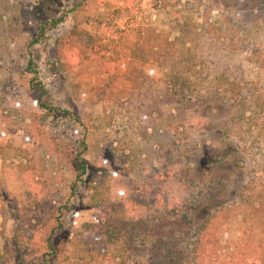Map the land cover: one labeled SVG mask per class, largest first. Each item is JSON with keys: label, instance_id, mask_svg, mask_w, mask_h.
I'll return each mask as SVG.
<instances>
[{"label": "rangeland", "instance_id": "obj_1", "mask_svg": "<svg viewBox=\"0 0 264 264\" xmlns=\"http://www.w3.org/2000/svg\"><path fill=\"white\" fill-rule=\"evenodd\" d=\"M183 22L208 58L166 93L138 36ZM263 99L264 0H0V250L9 264H199L195 230L224 207L210 264H261L237 206L264 182V113L243 110Z\"/></svg>", "mask_w": 264, "mask_h": 264}, {"label": "trees", "instance_id": "obj_2", "mask_svg": "<svg viewBox=\"0 0 264 264\" xmlns=\"http://www.w3.org/2000/svg\"><path fill=\"white\" fill-rule=\"evenodd\" d=\"M64 19V16L53 15L46 23H41L38 34L30 42L31 45L34 46L38 42L44 40L47 30L57 27ZM190 29L192 28L190 26L188 27V25L183 22L182 26L179 28L182 34L175 38H171L169 32L156 31L152 26L144 27L139 32L136 50L140 52L135 54V57H139L143 64L152 61L150 64L155 66L154 62H156L155 69L158 67L157 71L154 68H150V71L148 68V71H156L155 73H157L159 77L165 74L167 75L168 79L165 80L164 84L161 86V89L166 93L173 87L181 91L185 89L187 85L192 83L191 77L195 75L198 65L204 63L208 58L204 52H193V44H197L195 42L200 41V39L194 36H187ZM188 42L191 46H187ZM141 51H143V53H141ZM57 59H59L58 56ZM64 69L66 68L64 67ZM248 85L249 84H247L246 87H248ZM33 86L39 89L42 94L48 93L46 87L40 82L33 84ZM236 87L239 88L238 93L242 95L243 102H245L244 100L246 99L250 100L248 91L244 87H240V83H238ZM233 89L235 90V88ZM41 97L39 99L41 107L50 109L51 106L45 103V101L41 102ZM97 97L99 101H104L106 99V94L104 92H97ZM243 110L244 113L249 111L250 115L248 119L253 120V118H257L258 110L264 113V101L254 106H246ZM85 151L86 150H82L71 158L72 169L77 178L82 177V175H85L89 171L87 160L84 157ZM237 208L239 213L243 216V222L251 232L248 237L250 239H246L247 248L257 253L260 252L259 258L261 259V264H264V247H261L257 240L258 236L264 235V182L255 194L244 196L240 199ZM224 210V207H217L209 211L207 219L195 230L196 238L193 250L199 264H210L216 256L219 257L218 230L227 223V218H223L226 213ZM59 219L60 218L57 217L58 221ZM48 246L52 247L51 245ZM9 262V256L0 250V264H9Z\"/></svg>", "mask_w": 264, "mask_h": 264}]
</instances>
